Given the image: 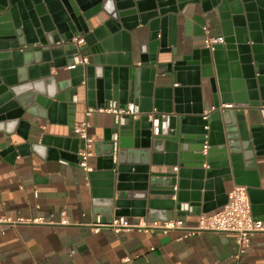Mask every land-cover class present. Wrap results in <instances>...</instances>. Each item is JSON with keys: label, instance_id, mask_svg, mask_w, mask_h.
<instances>
[{"label": "water", "instance_id": "water-1", "mask_svg": "<svg viewBox=\"0 0 264 264\" xmlns=\"http://www.w3.org/2000/svg\"><path fill=\"white\" fill-rule=\"evenodd\" d=\"M191 4H199L204 13L219 11L223 42L212 51L196 50L193 57L168 64L174 83L180 86H156L158 75H166L158 67L159 46L160 52L172 51L167 47L176 45L177 15L187 13ZM102 13L107 16V31L91 30L89 23ZM140 26L149 27L150 42L139 45L140 65L136 66L131 34ZM200 26L205 28L206 21H200ZM74 37H83L91 49V64L68 68L83 54L71 43ZM121 44L123 54L118 51ZM148 50L155 54L152 59ZM225 50L243 64L252 106L245 107L241 94L230 92ZM211 55L219 87L211 75L214 110L204 119L202 75L212 67L199 57ZM51 64L57 71L66 69L69 77L58 80L51 74ZM34 87L39 93H30ZM81 87L87 107L108 108L112 102L119 108L139 105L136 117L115 116L96 171L89 173L92 179H106L110 215L167 221L171 211L183 213L184 203L193 211L201 206L204 213H211L228 202V176L233 185L247 187L253 203L261 184L258 158L264 157V0H0V127L25 140L9 150L45 153L53 146L58 154L62 148L79 156L83 140L70 148L67 141L53 143L45 135L33 139L25 115L45 117L47 111L53 119L69 108L75 113ZM254 118L259 120L252 123ZM164 165L179 166V171H159ZM128 181L139 193L136 198L124 196ZM175 195L176 200L166 202L149 198Z\"/></svg>", "mask_w": 264, "mask_h": 264}, {"label": "crops", "instance_id": "crops-1", "mask_svg": "<svg viewBox=\"0 0 264 264\" xmlns=\"http://www.w3.org/2000/svg\"><path fill=\"white\" fill-rule=\"evenodd\" d=\"M256 6L257 14H259L260 7ZM105 19L107 16L104 13L98 15L89 23L90 29L103 27V30L107 31L104 24ZM203 20L206 21L207 34L223 38L219 11L214 9L211 13H204L199 4H191L187 13L180 12L177 15L176 45L167 47L172 51L160 52L162 47L159 46L158 67L159 71L166 72V75H158L156 86H180L174 83L173 73L168 71V64L181 61L186 56L193 57L196 50L203 54L205 35L204 27L200 26V21ZM258 22L262 24L260 18ZM166 34L169 38L168 26ZM131 42L134 62L138 66L140 65L139 45L150 42L149 27L140 26L133 31ZM122 46L123 44L118 50L121 54L125 53ZM81 49L82 55L88 57V64H91L93 62L91 49L86 45ZM225 51L228 53L226 64L230 92L248 94L249 88L243 64L239 60H232L229 51ZM147 54L150 59L155 55L151 50H148ZM199 61L212 67L206 70V76L202 75L201 83L204 108L207 112L214 105L212 90L209 86L211 75L219 87L217 65L213 55L204 59L199 57ZM51 66V74L56 75L58 80L69 77L66 69L57 71L53 64ZM254 68L256 72L257 69ZM255 77L258 78L259 74ZM29 91L31 94L38 92L36 87ZM74 102L76 104L75 113H72L69 108L62 115L55 114L52 119L46 111L45 117L27 114L25 120L31 124L29 130L33 139L37 134L45 135L53 143L61 139L64 144L67 141L70 148L74 146L77 148L80 145L77 140L81 139L76 134L75 127L87 118L90 123L88 133L94 140L92 145L94 154L89 164L93 167V171H96L97 161L105 147V137L114 124L116 114L95 112L86 117L85 110L88 107L84 87L80 88L79 95L75 97ZM37 106L40 108V105ZM224 106L226 107L225 104ZM258 113L257 111L253 115L258 118L260 117ZM258 120L254 118L252 123ZM154 129L156 126H153ZM154 134H157L156 131ZM24 142V138L18 133H10L7 128L0 127V219L44 218L47 221L60 222L65 214L69 223H18L12 226L0 222V264H236L235 256L238 246L235 236L229 233L204 232L197 236L186 237L180 230L168 233L138 230L115 232L103 226L95 231L98 219L107 223L116 217H122L114 213L110 215L107 212L106 191L109 187L106 179L103 177L90 178L89 173L79 165V156L62 148L58 149L59 154L53 146L45 150V153L35 151L19 153L16 150H9L11 146H18ZM156 169L152 168V170ZM158 170L178 172L179 166L164 165L158 167ZM258 174L261 184L257 189L258 194L253 199L252 207L256 211L254 216L264 220V157L258 158ZM231 178L230 176L225 177V187L228 192L235 186ZM125 183L129 188L124 192L125 197H135L139 194L137 190L131 188L132 182ZM201 192L204 195L205 191ZM118 196L116 192L115 198ZM149 198L166 202L176 200V195L173 197L150 196ZM183 206V213L176 209L171 211V219L181 218L189 225H196L201 215L211 214L220 209L204 213L201 206L195 211L188 203H184ZM123 217L132 222L137 220L141 222L158 221H151L149 217ZM241 264H264V233L252 238L249 247L242 255Z\"/></svg>", "mask_w": 264, "mask_h": 264}, {"label": "built area", "instance_id": "built-area-1", "mask_svg": "<svg viewBox=\"0 0 264 264\" xmlns=\"http://www.w3.org/2000/svg\"><path fill=\"white\" fill-rule=\"evenodd\" d=\"M205 48L209 50H214L215 46L223 42V38L219 36H212L207 34V27L204 29ZM61 43H68L67 41H62ZM76 47L82 48L85 46V40L83 37H74L71 40ZM89 59L84 55L77 56L75 63L68 66V68H74L78 64H88ZM214 110V107L204 113V119L208 118L209 113ZM95 112H108L115 113L116 115L127 114L134 115L135 117L140 114L138 105L134 103H129L125 108H119L117 102H112L111 106L108 108L99 107L92 108L88 107L85 110V116L89 117ZM90 123L86 118L78 126L75 127V132L78 137L84 141V148L79 151V165L86 170L88 173L92 172L94 169L89 164L90 158L93 156L92 145L94 140L89 136L88 129ZM207 130L209 126L205 127ZM208 138V135H207ZM208 148L207 142L205 143V149ZM206 152V150H205ZM0 222L8 223L15 226L18 223L24 224H68V220L63 214L60 222H55L53 220L47 221L44 218H20L18 220H13L11 218H1ZM95 231L100 230V227H107L113 229L115 232L128 231V230H138L144 232H156L161 231L163 233H168L173 230H180L184 233L186 237H193L200 235L204 232H217V233H229L235 236L236 243L238 246V252L236 257V264H241L242 255L246 252L249 247L252 238L257 234L264 233V220L256 218L253 213L252 202L245 186H234L228 192V202L221 207L219 210L211 214H203L200 216L199 221L196 225H189L181 218H173L167 221H154V222H132L125 217H116L111 222H102L100 219L96 221Z\"/></svg>", "mask_w": 264, "mask_h": 264}, {"label": "bare ground", "instance_id": "bare-ground-1", "mask_svg": "<svg viewBox=\"0 0 264 264\" xmlns=\"http://www.w3.org/2000/svg\"><path fill=\"white\" fill-rule=\"evenodd\" d=\"M234 25H233V31H234ZM167 42H168V37H167ZM219 44H222V42L221 43H219ZM236 45H238V44H236ZM233 50V49H232ZM236 51V50H235ZM254 67H256V63L255 62H253V63H251ZM253 72H254V74L256 73V74H258L257 73V71L255 72V68H253ZM255 74V75H256ZM259 78V77H258ZM258 78H256V77H254V79H256L257 81L259 80ZM258 86H260L259 84H258ZM258 89H259V87H258ZM260 93H261V91H260ZM241 96L246 100V101H243L244 102V106L245 107H249V106H252V100L249 98V96L246 94V93H244V94H241ZM233 104H236V103H233ZM223 106V105H222ZM226 106H232V105H226ZM225 107V106H224ZM206 129V128H205ZM207 130V129H206ZM231 164V163H230Z\"/></svg>", "mask_w": 264, "mask_h": 264}]
</instances>
